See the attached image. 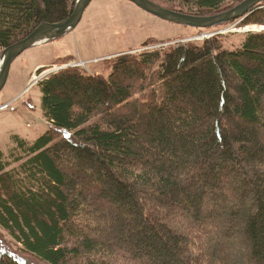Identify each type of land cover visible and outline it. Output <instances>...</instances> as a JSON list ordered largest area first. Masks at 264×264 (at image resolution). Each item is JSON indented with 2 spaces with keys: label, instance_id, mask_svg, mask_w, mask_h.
<instances>
[{
  "label": "trees",
  "instance_id": "obj_1",
  "mask_svg": "<svg viewBox=\"0 0 264 264\" xmlns=\"http://www.w3.org/2000/svg\"><path fill=\"white\" fill-rule=\"evenodd\" d=\"M153 1L206 16L243 0ZM76 2L0 0V50ZM243 23L264 25V7ZM223 41L42 79L50 128L0 148V264H29L5 242L37 264H228V248L264 264V31Z\"/></svg>",
  "mask_w": 264,
  "mask_h": 264
},
{
  "label": "rangeland",
  "instance_id": "obj_2",
  "mask_svg": "<svg viewBox=\"0 0 264 264\" xmlns=\"http://www.w3.org/2000/svg\"><path fill=\"white\" fill-rule=\"evenodd\" d=\"M259 7H264V2ZM243 24V20L228 22L206 32L223 37L225 48L234 50L246 33L264 31V25ZM201 31L203 29L162 20L128 0H92L72 32L24 51L13 62L7 84L0 93V106L8 105L7 109L0 110L1 150L9 155L15 147L14 136L33 143L50 128L44 116L38 83L51 75L52 70L84 62L81 68L87 73L108 76L111 73L109 63L122 55L168 49L182 41L200 43L205 36ZM202 231L208 233L203 227ZM1 248L24 262L37 264L10 249L7 242L2 243ZM226 253L231 255L228 264L245 263L243 257L241 262L238 261L233 249L228 248Z\"/></svg>",
  "mask_w": 264,
  "mask_h": 264
},
{
  "label": "water",
  "instance_id": "obj_3",
  "mask_svg": "<svg viewBox=\"0 0 264 264\" xmlns=\"http://www.w3.org/2000/svg\"><path fill=\"white\" fill-rule=\"evenodd\" d=\"M128 1L162 20L197 29H209L230 21L244 20L264 0H243L231 9L206 16L185 14L171 10L153 0ZM91 2L92 0H77L73 13L68 18L56 23L41 24L26 38L5 48L0 55V93L7 84L11 66L17 57L30 48L51 42L72 32L81 22Z\"/></svg>",
  "mask_w": 264,
  "mask_h": 264
},
{
  "label": "built area",
  "instance_id": "obj_4",
  "mask_svg": "<svg viewBox=\"0 0 264 264\" xmlns=\"http://www.w3.org/2000/svg\"><path fill=\"white\" fill-rule=\"evenodd\" d=\"M208 35H205L204 37H207ZM5 108H7V106H3V107H1V109H5Z\"/></svg>",
  "mask_w": 264,
  "mask_h": 264
},
{
  "label": "bare ground",
  "instance_id": "obj_5",
  "mask_svg": "<svg viewBox=\"0 0 264 264\" xmlns=\"http://www.w3.org/2000/svg\"><path fill=\"white\" fill-rule=\"evenodd\" d=\"M50 74V73H49ZM46 76V75H45Z\"/></svg>",
  "mask_w": 264,
  "mask_h": 264
}]
</instances>
